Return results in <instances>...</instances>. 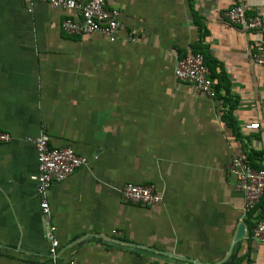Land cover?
<instances>
[{"label": "crops", "instance_id": "obj_1", "mask_svg": "<svg viewBox=\"0 0 264 264\" xmlns=\"http://www.w3.org/2000/svg\"><path fill=\"white\" fill-rule=\"evenodd\" d=\"M106 2L120 11L115 42L63 32L70 11L0 0V131L11 135L0 142V264H52L49 235L57 260L78 264H264V242L249 236L244 196L226 173L234 156L253 155L264 169V65L251 57L264 0ZM234 2L261 16L260 31L227 20ZM195 51L214 98L174 75ZM41 130L86 158L48 189L49 215L26 140ZM126 182L153 183L160 202L125 200ZM261 206L264 191L250 221Z\"/></svg>", "mask_w": 264, "mask_h": 264}, {"label": "built area", "instance_id": "obj_2", "mask_svg": "<svg viewBox=\"0 0 264 264\" xmlns=\"http://www.w3.org/2000/svg\"><path fill=\"white\" fill-rule=\"evenodd\" d=\"M31 10L35 2L47 3L50 6L70 14L60 22V29L68 34L82 35L98 33L108 41L115 42L120 28V11L109 7L106 0H24ZM227 20L236 25H242L249 31H260L263 19L258 14L247 15L242 2H234L225 11ZM131 38V41H134ZM252 60L258 65H264V37H261L251 54ZM174 75L178 80L189 82L196 91L210 98L216 96L214 81L208 74L204 56L200 52H189L176 60ZM258 123H250L248 128H258ZM11 135L0 131V142H8ZM34 145L37 161V173L32 175L36 181L37 192L41 197L40 208L44 215H49L50 207L46 197L50 186L64 180L77 169L86 164V158L78 154L72 147H53L49 137L41 130L35 137H27ZM226 173L235 179L236 189L244 196L243 211L247 214L259 202L264 191V169L252 167L244 157L234 156L227 165ZM122 197L135 204L152 206L160 202L161 196L156 192L153 183L138 184L126 182L121 188ZM250 237L255 241L264 242V214L251 230ZM50 246L48 256L52 264H78L74 258L65 261L57 260L58 240L49 235Z\"/></svg>", "mask_w": 264, "mask_h": 264}, {"label": "trees", "instance_id": "obj_3", "mask_svg": "<svg viewBox=\"0 0 264 264\" xmlns=\"http://www.w3.org/2000/svg\"><path fill=\"white\" fill-rule=\"evenodd\" d=\"M195 52H196V51H195ZM198 52L202 53L203 56H204L203 51H202V52H201V51H198ZM204 62H206L205 59H204ZM215 88H216V91H218L217 85H215ZM226 115H227V120H226V121H229L228 124H229V125L231 126V128L235 131V130H236V127H235V124H234V119H233V117L230 115V112H227ZM255 154H256V153H255ZM251 157H253V155H252V156H249V155H248V157L245 158V159H246V161H247L252 167H255V166L253 165V163L250 161V160H252ZM255 168H260V167H255ZM261 169H263V168H261ZM261 197H262V196H261ZM261 197H260V200H259V201H261ZM258 203H259V202H258ZM258 203L256 204V206L258 205ZM256 206H255L251 211H249V212L247 213V217H246V218H247V219H246V222H247L248 226H250V233H251L252 228H253L254 225L256 224V222H257L259 219H261V218L263 217V214H264V206H261V208H260L261 211H260V213L258 214V216H257L256 218H254V221H253V222L250 221L249 218L251 219V215H252V213L255 212V208H256ZM252 218H253V217H252ZM249 236H250V234H249Z\"/></svg>", "mask_w": 264, "mask_h": 264}, {"label": "water", "instance_id": "obj_4", "mask_svg": "<svg viewBox=\"0 0 264 264\" xmlns=\"http://www.w3.org/2000/svg\"><path fill=\"white\" fill-rule=\"evenodd\" d=\"M243 232H244V226H243V224H240L238 229H237L236 238L241 237L243 235ZM134 250L136 252L143 253V254L151 256V257L163 258V254L156 252V251H153V250L148 249V248L135 247Z\"/></svg>", "mask_w": 264, "mask_h": 264}]
</instances>
